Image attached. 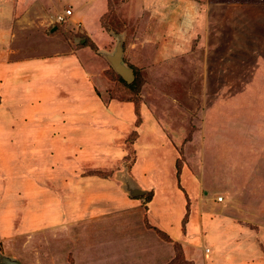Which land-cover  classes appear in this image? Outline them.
<instances>
[{"label":"rangeland","instance_id":"1","mask_svg":"<svg viewBox=\"0 0 264 264\" xmlns=\"http://www.w3.org/2000/svg\"><path fill=\"white\" fill-rule=\"evenodd\" d=\"M51 1L50 7H45L48 2H44L39 13L32 9L30 17L27 12L31 3L25 0L22 13L28 18L16 26L11 24L16 33L12 31L11 37L0 42V216L7 215L10 226L17 227L16 232L5 237V252L20 264H158L169 260L171 253L161 255L159 248L168 246L170 252L177 253L180 245H172L177 242L173 239L165 240L149 224L148 213L146 217L142 210L140 213L141 208L147 212V203L140 196L129 198L117 188L123 185L122 179H131L127 174L137 163L138 155L145 161L143 152L159 151L149 147L154 136L158 140L153 143L165 146L159 154L163 153V158L166 153V165L159 156L149 158V173H154L153 167L158 163L164 164L163 170H156L149 185L145 177L142 181L137 176L133 179L139 188L152 189L151 194L156 193V186H162L160 193L168 199L157 198V209L168 204L172 209L178 208L182 199L187 204V215L190 207L197 215L202 205L217 202L211 218L231 217L234 222L251 225L254 229L250 238L264 246V179L256 178L261 189L255 194L244 187L253 179L246 167L248 162L258 159L264 163V4L212 0H163L166 5L159 3L161 0ZM68 10L71 14L57 22V16ZM80 15L86 31L82 33L76 21L71 28L65 26L73 16ZM6 18L8 22L9 16ZM35 19L39 20L36 24ZM51 26L65 31L50 36ZM118 40L123 45L122 62L133 71L130 84L115 73L106 58L115 51ZM64 43L70 44V51L80 46L84 49V56L77 60L86 80L83 93L85 98L91 94L94 100H85L81 108L70 93V98L64 97L68 100L64 106L55 109L60 116L53 110L52 120L47 122L48 116L32 112L36 102L22 97L25 90L21 88L31 82L29 76L24 77L29 72L21 75L16 70L14 77L12 66L54 58L59 54L52 52L53 45L61 44L65 49ZM131 84L134 85L127 87ZM70 85L83 90L77 80ZM126 103H130L127 110L121 108ZM75 110L85 111L86 116L78 118L73 114ZM61 123L63 132H51L45 147L41 144L45 143L44 136L12 132L18 127L28 131L37 127L44 132L42 127L53 126L55 133L61 130L57 127ZM79 125L91 134H78ZM141 125H145L143 133L138 129ZM34 138L42 146L37 145L41 166L46 157L55 163L65 158L80 162V167L52 168L54 175L60 168L68 171L62 177L67 180L69 175L70 181L62 184L66 190L76 185L85 187L81 178L84 175L115 178L111 189L102 195L104 198L87 190L72 200L76 205L83 206L80 199L86 196L96 202L92 206L95 208H103V204L116 206L121 198L127 206L116 212L109 210L110 206L97 219L91 213L86 218L88 224L95 225L92 230L81 227L85 223L79 221L72 223L69 230H61L60 225L32 233L29 230L21 241L14 238L13 242L23 218L31 212L30 196L43 199L49 190L57 196L62 187L53 184L62 182L60 177H31V169L43 173L46 170L45 166H30L29 158L35 154L31 149ZM63 139L70 145H65ZM51 146L53 150L46 151ZM146 170L143 174L147 175ZM254 171L253 174L264 176V164L257 165ZM88 186L86 183V189ZM101 189L107 191L105 185ZM37 190L42 196L36 197ZM219 197L221 201H217ZM131 201L136 205L130 206ZM78 225L81 228L73 229ZM181 233L185 236L181 241L184 254L190 258L194 251L190 245L192 237L185 234V229ZM118 236L120 240H116ZM87 237L91 239L86 245ZM67 242L80 245L77 249L72 247V251ZM35 244L39 250L42 247L41 252Z\"/></svg>","mask_w":264,"mask_h":264},{"label":"crops","instance_id":"2","mask_svg":"<svg viewBox=\"0 0 264 264\" xmlns=\"http://www.w3.org/2000/svg\"><path fill=\"white\" fill-rule=\"evenodd\" d=\"M31 4L28 6V8H31L30 11L27 12V14L29 12H31V10H35L37 13H39V11L41 10L40 7H42L45 3L48 2V5H45V7H50L51 6V0H41L42 2H39L38 0H28ZM25 2V0H0V42L2 41V39L4 38H9L12 36V31L15 30V26L17 25V23H21L23 22V20H25L24 18H28V16L25 14V12L22 13V11L24 10L23 8V3ZM163 3L164 5H166L164 3L163 0L159 1V3ZM180 3V2H179ZM37 6V7H36ZM39 6V7H38ZM176 6V5H174ZM40 9V10H39ZM43 9V7H42ZM71 12V11H70ZM102 13V12H101ZM100 13V15H101ZM35 14V13H34ZM24 15V16H23ZM31 17V14H28ZM33 15V14H32ZM100 15L97 17V22L99 21V17ZM6 16H9V21L7 22V18L5 19ZM74 19H71L70 23H68L67 26L68 28L73 27V23L72 22H79V25L77 27H81V32L83 33L86 30H83V15H80L78 17L73 16ZM37 19L34 20L35 24L37 23ZM9 23V24H8ZM41 23V21H40ZM11 24H15L14 28L10 27L12 26ZM99 24V23H98ZM97 24V25H98ZM7 25H9V27H6ZM99 27V26H98ZM41 27H39L38 29H40ZM60 26H51L50 28V32L51 35L54 34H59L58 32L60 31H65L64 28H62L59 31ZM68 31L70 33H72V31H70L68 29ZM15 32V31H14ZM16 33V32H15ZM63 33V32H62ZM61 33V35H62ZM86 35V34H85ZM38 36V35H37ZM63 37V35H62ZM73 37V36H72ZM63 39H65L63 37ZM65 41V40H64ZM82 41V40H81ZM7 44L10 45V39L9 41H7ZM65 45H67V47L64 49V47L61 48V44H54L52 47V52L54 51L55 54H59L54 58H49L47 60H31L25 63H22L20 65L17 66H12L14 67V77L16 76V70L21 72V75L24 74V72H29V74H25L26 76L24 77H28V79H30L29 81L30 84L24 85V88H21L22 90H25L23 93L24 95H22V97H25V99L27 100V102H36V107L35 109L32 111L35 115L39 114V116L43 115V116H48V121L52 120V112L55 111V115H59L60 116V111L55 110L56 108H62L64 106V102L68 101L66 100L67 95H69L70 93H72V98L74 99V101L78 104V106H80L81 108H84L85 106V100H94L93 97L90 94V97L88 96V98H85V94L83 92H85L86 90V80L83 76L82 70L80 65L78 64L77 60H80V57H82V55L84 56V49L83 48H75V49H71L70 51V44L68 45L67 43H64ZM72 44V41H71ZM55 46V48H54ZM57 46V47H56ZM73 46V45H72ZM54 48V49H53ZM65 50V51H64ZM63 55V56H62ZM80 55V56H79ZM69 68V69H68ZM11 70V69H10ZM13 71V70H12ZM3 72L1 71L0 68V75H2ZM78 81L79 82V86H81V88L84 90L80 91L79 87H74L72 85H70V82L73 81ZM63 91L65 92L63 94ZM63 94V96L61 97V95ZM17 97V96H15ZM70 98V95H69ZM87 101V102H88ZM91 103V102H90ZM112 105V104H111ZM121 105V104H120ZM128 106H130V103H126L125 105H121V108L124 107L126 108L125 110L129 109ZM118 106H114V108L116 109ZM54 110V111H53ZM59 112V113H58ZM75 115L78 116V118L80 117H85V111H83L82 113H80L79 110H75V112L73 113ZM130 117V116H129ZM50 118V119H49ZM79 123L82 125H84L83 121ZM60 125V124H59ZM57 126L59 129L58 132L53 133V126L52 127H45L42 129H38L37 127L32 128L31 130H25V128H16L15 131H12L13 134H25V133H32L36 135H40V136H44L45 139V143H41L42 145H44V147L46 146V142H48V140L50 138H48V135L51 133V135L53 134H57V133H62L63 132V128H61V126L63 125L61 123L60 126ZM76 127V126H74ZM79 128H77L78 130V134H85V133H89L91 134V132L87 131L85 129L84 126H77ZM27 129V128H26ZM141 132L145 129V125H141L138 128ZM138 130V137L140 139L141 133ZM37 133V134H36ZM70 131H68L67 134H69ZM143 133V132H142ZM84 137V136H83ZM59 138V137H58ZM36 142H33L31 145V149L34 150L35 154L33 155L34 157L31 156V158H29L30 161V166H35L38 167L39 165L41 166V164H39V157H38V146H41L38 141V138H34ZM154 141H157L158 138L154 136L153 138ZM151 140V145L153 149V151H158L156 153H152L151 154V149L149 150L150 152H148L147 154L143 152V157L145 159V161H143L142 159H140V155H138V159H137V163H133L130 169V172L127 174V176L131 179H122L123 181V185L118 186V190L122 191L125 195H127V197L129 196V198H135V197H131L128 192L126 191L127 187H136L137 189L141 190L143 192L141 196H144L145 194H147L148 192L152 191V189L149 191V189L146 187L145 188H139L137 186V184L135 182H137L134 176H137V178L139 179V181L144 180V177L146 178L147 181V185L152 184V180L153 177L155 176V172L156 170L161 171L163 170L162 165H164L165 163L163 162V158L165 157L166 153H164V157L162 158L163 153H160V151L164 150L165 146L164 145H159L157 142L153 143L154 141ZM62 142H64L65 145H70V143L66 142L65 139L62 140ZM150 144V143H149ZM54 147H57V145H53ZM53 146L48 147V149H46V151H48L49 149L53 150ZM42 147V146H41ZM57 150V149H56ZM164 152V151H163ZM49 154V153H48ZM31 155V154H30ZM159 156L160 160L164 163H158V165L154 166V173H149L148 172V162L150 161L149 158H154ZM66 160H59L58 163H55L56 160L52 159V158H47L43 159L42 163L43 166L41 167H46L45 170V174L43 172H39L41 170H38L36 168L31 169V177L33 176L35 179L37 177L36 180L41 179L42 177H60L62 182H58V183H54V185L57 186H62L63 183L65 182H69L70 180L69 175L66 177L67 180H64L62 177L65 176L68 171L64 170L62 168L67 167V166H72V168H75V166L80 167V162H75L72 163L71 160L65 158ZM263 166L264 163H261V161L257 160H252L250 162H248V164L246 165L247 168H249V172H251V175L253 176V179L250 181L249 185H246L244 187H246L252 194H255V192L258 191V189H261L260 186L258 185V180L256 178H263L264 176L258 175V174H253V171L255 169V167L257 165ZM166 165V164H165ZM56 166H60L62 168H60L61 170L58 171V174L54 175V170L52 168L56 167ZM160 168V169H159ZM144 169H147L146 171L148 172L147 175L143 174ZM73 170V169H71ZM256 172V171H254ZM66 173V174H65ZM60 174V175H59ZM132 174V175H131ZM165 174V173H164ZM166 175V174H165ZM42 176V177H41ZM59 178V179H60ZM80 178V177H79ZM83 186L85 187H80L76 185V187H73L71 189L66 190L64 185L60 188L61 190H57L58 192H56L57 196H55V194L53 193V191H48L47 194L45 195V197H43V199H34V196H30V203H29V208L31 210V212L28 214V218H23V222H22V226L19 228L20 231H18V233L13 237V242L14 238L17 241H21L20 238H23L22 235H27L26 233L29 231V233L35 232L37 230H42V229H49V228H55L56 226L60 225L59 228H61V230H69L70 226L72 223H78L79 221H83L85 224H83L84 229H86V226L88 227V229L92 230V228L95 225H91L88 224V220H87V216L91 215V213L94 215L93 218H98L99 216H101L102 214H105V210H108L106 208H109L110 206H112V209L109 208V210H114L115 212L118 209L124 208L127 206V202L125 201V199L121 198V200H119L115 205H104L103 204V208L98 207H92L93 205H95V201H91L90 199L85 197H82L80 200L83 204V206H78L76 205L72 200L75 199L76 196L80 195L81 193L86 192L87 190L91 191L90 193H98V195L102 197V195H104V193H107L111 187L113 186V182L115 183V178L112 176H109L108 178H104L98 175H84L83 177ZM88 178V179H85ZM104 178V179H103ZM134 178V179H133ZM35 179H32L33 181ZM92 179V180H90ZM101 179V180H100ZM133 180V181H131ZM54 181V180H53ZM113 181V182H111ZM226 181V180H225ZM60 183V184H59ZM80 183V182H78ZM86 183H89L88 188L86 189ZM107 187V191H104L101 189V187L103 186ZM157 187V191L156 193L152 194V198L151 201L148 202L147 205V212H145L142 208L139 209L140 213L142 210V215L145 216V214H147V218L150 219L149 220V224L151 226H153L155 229H158V231H160L161 233H163L164 235H166L167 237H169V239H173L177 242H173L172 245H174V243H176L177 245H180L181 247V251L183 253V255L185 256V259L187 261V264H264V246L262 242H258L256 241V238H250L252 230L254 229V227H252L251 225H247V224H242V223H237L234 222V220L231 217H220L217 219H213L211 218V212L214 213V211L216 210V206L218 205L217 202H212L211 204H208L207 206H201L199 209V213L197 215H195L193 212L195 211L194 209H192V207H190L189 214L187 215L186 212V207L187 204L184 202H182L181 199V205L178 208L172 209L171 205H161L160 209H157L156 207V201L157 198L161 199V200H167L168 198H166V194L164 193H160L161 187L162 186H156ZM57 188V187H56ZM116 190V188H115ZM39 190L36 191L37 195L36 197H40L42 196V192H38ZM153 192V191H152ZM34 193V192H33ZM40 194V195H39ZM177 194L182 197V194L177 192ZM195 195V194H194ZM139 197V196H137ZM204 198V197H202ZM185 199V197H184ZM216 203V204H215ZM72 204V205H71ZM130 206L136 205L135 202H129L128 203ZM163 204H166L165 202H163ZM36 207L38 208V211H34V208ZM44 209H46L45 211H43ZM91 210V211H90ZM33 212V214H32ZM45 216V217H44ZM146 217V216H145ZM54 218V219H53ZM9 217L7 215H3L0 216V256L1 257H6L9 258L10 260L13 261H19L17 260L15 257L10 256L9 254H7L5 252V245H6V239L5 237L7 236V234H12L14 233V231L16 232L17 227L16 226H10L9 223ZM197 222L199 224V228L197 226ZM87 223V224H86ZM187 225V228L185 227ZM197 226V227H196ZM80 225H78L77 227H73L74 228H81ZM181 227V228H180ZM181 229L184 230L185 229V234L187 233V235L189 234V237L192 239L191 240V248L192 246L194 248H192L194 251L191 252V256L189 258V255L186 257L185 250H184V246L181 244V241L184 240L185 236L183 235V233H181ZM202 230L201 232L197 231V230ZM87 230V229H86ZM95 232V231H94ZM198 232V233H197ZM120 234V233H119ZM198 234V236H197ZM197 236V237H196ZM56 236L52 237L55 238ZM250 238V239H249ZM4 239V240H3ZM51 238H49L50 240ZM91 239V238H90ZM88 237L85 238L84 242L85 244H90V242H88L90 240ZM73 240H75L73 238ZM116 240H120L119 236ZM124 241V239L122 240V242ZM33 242V241H32ZM121 242V244H122ZM169 242V241H167ZM112 243V242H111ZM71 245V248H69V250L73 251L72 247H76V249L79 247L80 244L77 243H70L67 242L66 245ZM82 244V243H81ZM32 245V244H31ZM36 246V250H38L39 252L42 251V247H40V250L38 249L37 244H35ZM44 247V246H43ZM74 247V248H75ZM94 251H97L95 246H92ZM163 247V245H162ZM160 247L158 250L159 254H164V252L166 253H171L170 259L167 261H163L162 263H158V264H168L170 263L174 257H175V252L171 250V252L169 251V249L167 248L168 246H165V248ZM84 250L86 247H83ZM32 249H35L34 247ZM87 249V248H86ZM168 249V250H166ZM208 249V252H206V250ZM77 251V250H76ZM75 251V252H76ZM143 251V250H142ZM146 252V250H144ZM143 251V252H144ZM79 253H81V250H78Z\"/></svg>","mask_w":264,"mask_h":264},{"label":"water","instance_id":"3","mask_svg":"<svg viewBox=\"0 0 264 264\" xmlns=\"http://www.w3.org/2000/svg\"><path fill=\"white\" fill-rule=\"evenodd\" d=\"M122 56H123V48H122V41L118 40L115 51L109 55L106 56L107 61L112 66L115 73L127 84H130L133 82V71L131 68L125 66L122 62ZM126 191L131 197L140 196L143 194V192L136 187H127ZM0 264H20L17 261L10 260L6 257L0 256Z\"/></svg>","mask_w":264,"mask_h":264},{"label":"trees","instance_id":"4","mask_svg":"<svg viewBox=\"0 0 264 264\" xmlns=\"http://www.w3.org/2000/svg\"><path fill=\"white\" fill-rule=\"evenodd\" d=\"M212 3H232V4H244V3H251V4H264V0H212ZM123 46V45H122ZM122 81V80H121ZM134 84H131L127 87H132ZM128 102H133L132 100L128 101ZM134 104V103H133ZM134 107L136 109V105L134 104ZM135 133V132H134ZM152 192H148L147 195L143 196L142 198L140 197V199L142 201H144V203H148L151 201L152 198ZM158 233H160V231L157 230ZM166 239L165 240H170L169 237H167L166 235H164L163 233H161ZM180 251V252H179ZM175 255H179L178 257L175 256L174 259L168 263V264H187V261L185 259V256L183 255L182 251H181V247L179 246L176 249Z\"/></svg>","mask_w":264,"mask_h":264},{"label":"built area","instance_id":"5","mask_svg":"<svg viewBox=\"0 0 264 264\" xmlns=\"http://www.w3.org/2000/svg\"><path fill=\"white\" fill-rule=\"evenodd\" d=\"M70 14H71V12H70V10H68V11H66V13L64 15L57 16V18H56L57 22H63L64 18L66 16H69ZM221 200H222L221 197L217 198V201H221ZM206 252H208V249L206 250Z\"/></svg>","mask_w":264,"mask_h":264}]
</instances>
